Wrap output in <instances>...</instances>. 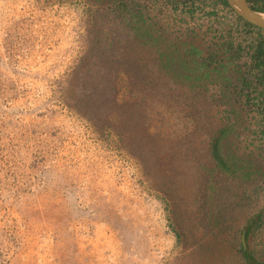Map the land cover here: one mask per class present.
<instances>
[{
    "label": "rangeland",
    "instance_id": "374dc122",
    "mask_svg": "<svg viewBox=\"0 0 264 264\" xmlns=\"http://www.w3.org/2000/svg\"><path fill=\"white\" fill-rule=\"evenodd\" d=\"M232 10L0 0V264H264L258 35Z\"/></svg>",
    "mask_w": 264,
    "mask_h": 264
},
{
    "label": "trees",
    "instance_id": "16d2710c",
    "mask_svg": "<svg viewBox=\"0 0 264 264\" xmlns=\"http://www.w3.org/2000/svg\"><path fill=\"white\" fill-rule=\"evenodd\" d=\"M221 2L224 6L229 7L230 10L231 7L229 6L227 0H218ZM249 5H251L252 9L259 13H264V0H247ZM233 11V10H232ZM237 25L241 26L243 28V31L246 35L251 36L252 34L257 33V44L254 46H248L249 53L252 55L250 56L252 61L255 63L254 69L258 71L260 74V77H256L259 81V85L264 86V30L260 29L258 27H255L249 23H247L245 20H243L241 17H237ZM239 51H241V47L239 48ZM195 54V53H194ZM247 84V83H246ZM244 84V85H246ZM262 99V105H263V115H264V91L260 93V98ZM264 119V116H263ZM215 153L217 152L216 147ZM243 258L246 260H251L249 257V254L247 252H243Z\"/></svg>",
    "mask_w": 264,
    "mask_h": 264
},
{
    "label": "water",
    "instance_id": "95a60500",
    "mask_svg": "<svg viewBox=\"0 0 264 264\" xmlns=\"http://www.w3.org/2000/svg\"><path fill=\"white\" fill-rule=\"evenodd\" d=\"M239 17L247 23L264 30V13L256 12L247 0H227Z\"/></svg>",
    "mask_w": 264,
    "mask_h": 264
},
{
    "label": "clouds",
    "instance_id": "9594fccd",
    "mask_svg": "<svg viewBox=\"0 0 264 264\" xmlns=\"http://www.w3.org/2000/svg\"><path fill=\"white\" fill-rule=\"evenodd\" d=\"M230 6V5H229ZM232 8V7H231ZM233 9V8H232ZM233 11H234V9H233Z\"/></svg>",
    "mask_w": 264,
    "mask_h": 264
},
{
    "label": "bare ground",
    "instance_id": "6f19581e",
    "mask_svg": "<svg viewBox=\"0 0 264 264\" xmlns=\"http://www.w3.org/2000/svg\"><path fill=\"white\" fill-rule=\"evenodd\" d=\"M263 17H264V15H263Z\"/></svg>",
    "mask_w": 264,
    "mask_h": 264
}]
</instances>
